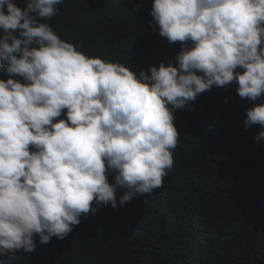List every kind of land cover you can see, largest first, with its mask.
I'll return each instance as SVG.
<instances>
[{
	"label": "clouds",
	"instance_id": "1",
	"mask_svg": "<svg viewBox=\"0 0 264 264\" xmlns=\"http://www.w3.org/2000/svg\"><path fill=\"white\" fill-rule=\"evenodd\" d=\"M82 5L98 25L127 8L155 22L137 74L63 40L62 11ZM234 81L245 129L264 141V0H0V256L32 252L34 235L63 240L93 202L123 212L139 195L179 239L172 257L217 262L223 238L201 234L197 208L206 115L219 114L206 107L181 127L176 116Z\"/></svg>",
	"mask_w": 264,
	"mask_h": 264
},
{
	"label": "trees",
	"instance_id": "2",
	"mask_svg": "<svg viewBox=\"0 0 264 264\" xmlns=\"http://www.w3.org/2000/svg\"><path fill=\"white\" fill-rule=\"evenodd\" d=\"M148 20L133 16L127 8L122 16L109 15L98 25L84 5L77 10L66 6L59 29L64 41L90 57L119 62L137 74L143 65L140 47L159 42L154 34L159 32L158 26L153 22L150 27ZM187 44L191 46V42ZM237 87L235 81L222 88L213 86L210 94L194 102V108L177 114L176 120L181 127L184 120L206 107L219 114L221 124L206 115L211 122L210 138L203 148L209 154L205 165L208 180L197 208L204 220L201 234H211L213 228L223 238L213 248L221 254L213 264H264V141L254 139L258 125L245 129V113L238 104L248 99L239 97ZM255 102L264 103V95ZM201 145L202 138L192 145L198 158L196 184L204 179ZM150 202L138 195L127 202L123 212L93 202L96 211L82 214L80 223L63 240L53 237L45 244L34 235L32 252L20 250L0 256V260L7 257L6 264H185L172 257L179 239L165 227L166 219L160 215L152 222L147 217Z\"/></svg>",
	"mask_w": 264,
	"mask_h": 264
}]
</instances>
